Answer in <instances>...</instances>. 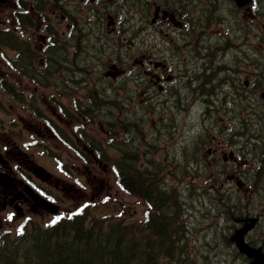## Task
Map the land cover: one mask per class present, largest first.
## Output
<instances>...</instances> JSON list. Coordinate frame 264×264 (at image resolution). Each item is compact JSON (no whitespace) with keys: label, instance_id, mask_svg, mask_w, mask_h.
<instances>
[{"label":"flooded vegetation","instance_id":"1","mask_svg":"<svg viewBox=\"0 0 264 264\" xmlns=\"http://www.w3.org/2000/svg\"><path fill=\"white\" fill-rule=\"evenodd\" d=\"M49 2L51 12H63L61 16L65 22L64 40L75 43L81 54L88 50L85 45L86 38L94 46L101 48L107 45L118 48L121 45V50L118 48L105 52L101 58L105 62L138 65L146 75L141 82L142 93L146 98H156L166 113L174 115L175 112L178 115L180 111H189L195 105L204 106L202 116H207L208 126L204 124L199 134L201 143L206 142L201 148H206L208 152L205 153V157L209 158L206 160L208 164L205 160L202 163L197 160L185 162L183 152L178 148V143L182 144V140H178L171 144V153L167 157L174 160V163L167 164L169 170L176 171L182 169L178 166L185 165L188 166L187 171H195L199 166H206L208 171H243L247 167V137L246 133L241 132L247 130V110L244 114L242 108L249 99L250 81L253 82L254 77L264 76V57L258 53L252 56L248 54V18L251 21L259 19L254 13V6L250 10H239L232 0ZM263 5V0H260L259 7ZM62 6L63 10L60 9ZM37 19L39 24L31 26V31L48 30L40 15ZM128 37L131 38L130 43H127ZM147 37L160 38L162 48L157 51L150 50L151 42ZM120 40L126 41V45L119 42ZM45 42L46 38L43 43ZM160 58L158 63L156 60ZM249 62L254 71L252 80L248 78ZM152 68L155 69L154 72ZM61 74L66 76L68 73L61 71ZM260 87L255 91L264 90L263 85ZM133 88L136 89L135 86ZM154 89L158 93L153 92ZM130 99L133 103L134 99ZM233 106L241 108L236 109L240 111L238 116L233 114L234 118L227 119L233 126L220 127L216 117L222 113L230 114L229 110H234ZM117 107L119 105H113V108ZM178 120H165L164 132H180L177 128ZM209 133L210 138L215 137L211 149L206 146L209 141L205 140ZM199 134L197 133L195 141ZM224 136L235 138L239 142L228 154L225 152L228 142H220ZM4 141L0 145V246L5 233L13 229L8 223L21 222L20 228L24 224L36 226L41 223L40 219L45 218L49 212L44 199L56 201L60 198L55 193L66 188L79 196L85 195L80 187L66 184L63 175H60L62 180L59 181L55 175L48 173L47 171L52 170L43 167L16 142L9 139ZM88 153L95 163L85 167L84 171H95V165L106 169L93 150ZM56 171L81 170L67 168ZM200 171L206 170L202 168ZM237 178L234 174L230 180Z\"/></svg>","mask_w":264,"mask_h":264},{"label":"trees","instance_id":"2","mask_svg":"<svg viewBox=\"0 0 264 264\" xmlns=\"http://www.w3.org/2000/svg\"><path fill=\"white\" fill-rule=\"evenodd\" d=\"M48 2L49 0L35 1L37 10L43 11ZM19 3L27 7L21 0ZM256 10L258 14H263L264 5L257 6ZM57 41L54 39L53 44L45 48V64L39 71L41 75H38L35 62L39 57L37 51L28 42H22L14 29L0 28V52L5 56V47L17 52L15 59L11 60L13 69H20L22 65L21 67L27 70L26 76L43 87L50 86V81L43 79L46 75L66 71L65 67L72 65L81 55L76 46L75 59L70 62L66 43L60 44ZM85 65L88 66L89 63ZM0 89L15 100H20L22 96L21 92L15 90L7 81H1ZM95 105L99 108L102 106L103 109L108 103L102 99L95 101ZM105 111L107 115H111L109 109ZM37 115L42 117L38 113ZM107 118L108 121L104 123L111 130L112 116ZM251 131L252 129H249V133ZM256 137L260 138L261 144H249L252 153L257 156L256 170L252 169L246 178L249 187L260 197L264 193V136L259 133ZM252 140L255 141V138ZM115 144L126 155L122 157L117 171L121 186L125 192L142 199L150 206L149 214H146L143 223L134 225L124 223L122 219L99 218L86 210L75 212L69 218H63L46 228L38 227L25 235L22 234L14 242L6 240L0 248V264H251L252 258L238 247L233 236L235 230L244 228L251 220L253 228L246 231L243 238L249 245L261 249L264 253V200L259 198L257 205L248 199L234 197L235 192L221 188L224 174L219 171L214 172L213 179L208 181L214 202L222 206L215 204V212L224 222L216 229L215 234L224 243L219 246L214 241L210 248L197 249L198 255L193 256L188 248L185 237L187 233L181 220L182 216L186 219V213L183 211L186 212L192 205L186 197L179 199L178 193L164 183L161 172L148 169L152 160L142 159L138 144L133 148L129 147L127 142L117 141ZM113 146L114 142L110 140L105 148ZM96 151L104 158L102 150ZM132 163L136 167L140 163L148 171H132ZM205 172L183 171L184 185L188 187L191 184L189 179L202 176ZM202 192L204 191L198 192L200 196ZM180 232L183 235H180ZM211 242L207 241L206 245ZM211 249L214 250L213 254Z\"/></svg>","mask_w":264,"mask_h":264},{"label":"rangeland","instance_id":"3","mask_svg":"<svg viewBox=\"0 0 264 264\" xmlns=\"http://www.w3.org/2000/svg\"><path fill=\"white\" fill-rule=\"evenodd\" d=\"M16 8L17 4L13 2V0H0V23L2 22V24L4 25L10 19V13L12 12V10ZM62 14L63 12H57V15ZM248 20V54L252 56L255 53H258V55L264 57V31L262 30V22H252L250 21L252 19L249 18ZM249 24L251 31L248 28ZM59 26L60 28H63L65 24L60 23ZM31 34L33 35L32 40L34 41V43L40 45L43 33L41 31H33ZM146 39L151 42L150 50L157 51L156 49H160L163 46V44L159 40L160 38L147 37ZM130 41V38H128L127 43H130ZM2 56L3 55L0 53V79H5L9 81L10 84L17 87V89L21 90L23 93V100L17 101L11 97L6 96L0 91V130L6 132L8 136L16 137L18 139L19 145L28 153L33 154L34 157L37 159V162H39L43 167L52 170L51 172L58 173L59 171H56V169L58 168H70L74 170H81L61 171L63 174L69 177L63 178L64 182L66 184L74 185L76 188H79L80 186H78L77 184H73V182H76V178H79V180H81V182L84 184L83 187H80V190L82 192H85V195L82 196H79L74 191H69L67 188L62 192H56L55 195L60 198V204L63 209L62 214L65 215L66 212H68L69 208L75 209L79 206L85 205L84 201L89 202V199L93 195L94 198L91 199V201L94 204L88 208V211L91 215L99 218L112 217L114 218V220L122 219L124 223L128 224H142L145 215L148 211V208L140 198L128 195L126 194V192L119 189L116 182V176L112 168L113 161L116 158L117 154H115L111 150H107L108 161L103 162L104 164H107V168L105 170L99 167L95 171H84V167L80 164V161L77 159V157L83 158L84 154L81 152V145L75 142L76 137L74 133L81 135V133L89 132L90 136L103 143L110 139L109 134L101 132V126L96 121L94 123L88 124L84 128L82 127L80 122L76 124L69 122L68 119L61 114V111L58 109L57 104L54 103L53 100H51L52 96L58 94L53 88H40L25 78L10 76L6 71L8 69L6 68V66H4ZM156 61L159 63V61H161V58ZM111 63L113 62L110 61L109 64L108 62L106 63L101 61V63H98L96 66L90 65V69H92V71L94 69L96 71H99L100 67H103V71H112L110 69ZM122 66L123 65H120L121 72L118 73L119 80L114 78L113 80L107 79V82L104 87H106L107 85L108 88L115 87V91H118L116 97L118 100H116L115 102H123L126 104L127 102L129 103L130 100V94L126 93L130 92L131 88L129 86L130 79H128V81H126L125 79L131 78V75L129 72V68L128 70L124 71ZM252 67V64L249 62L247 66L249 80H252L251 75L254 72ZM154 70L155 69L152 68L153 72ZM89 75L93 74L89 73ZM99 79H102V77H99ZM131 79L133 80V84H135V77H132ZM96 83V80L92 81L90 84L91 88H94ZM122 85H128V87L121 89L120 87H122ZM100 87L101 86L99 84V88ZM248 90L250 93V101L249 103L247 101V103L243 104L242 111L245 114V111L247 110V120H245V124L247 126V131L252 127V131L248 135H253L257 133L256 130L261 131L264 129V101L261 99L260 96L262 91H255L258 90V88L254 87V82L250 81V86L248 87ZM252 91L255 92L252 93ZM85 94L86 93L80 92V94H77L76 97L79 100L84 101L83 99ZM31 98L35 99L36 101L30 102L29 100H31ZM59 100L62 101L66 109H73L71 108V105H73V99L71 97H59ZM31 104H34L37 108H39L41 113H43L42 118L37 117L35 115V112L28 110V108H30L29 105ZM130 104L131 105H129V111L134 112L136 109L135 104ZM148 108L152 109L149 106ZM203 109L204 106L195 105L190 111H188V109L182 112L180 111L179 113H177L178 115H172L170 113H166L164 115L163 125H165V120L169 121L170 119H179V123L177 122V128L180 132H178L177 134L170 131L169 133L163 132L166 133L168 136H164L167 137L166 141H160V147H162V149L167 147L165 153H163V151L161 150V152H159L158 154V160H161V167H164V165H166L165 163L168 154L171 153L170 150L172 143H176L178 140H182V144L178 143V148L180 150H183L185 146H187V141L191 145L196 146L195 139H193V137H195L197 133L199 134V131L204 128V124L208 126L206 120L207 116H205V118H203L202 116ZM233 109L234 110H229L230 114L222 113L216 117L219 121L220 127H225L227 125L231 127L233 126L231 121H227V119L234 118V115L238 116L240 111L237 110L241 108L240 106H238L237 108L233 106ZM72 113H75L74 115L76 116L77 110L73 109ZM113 113L115 115L116 123L119 124L118 117H116L118 115L117 112ZM132 118L137 119L135 114H133ZM48 119H52L56 124L59 125V127H61L62 131L68 133L71 142L70 146L65 144L66 141H64L63 139L55 137L56 134L52 130L54 127L50 125ZM157 119H159V116H156L154 111L151 110L150 116L148 117L146 122V125H152L151 130L149 132H155L158 130L154 127V125L156 126ZM161 120L162 119L160 118V121ZM162 127L163 126L161 125L160 128ZM241 132L246 133L244 132V130H242ZM1 135L3 136V134ZM205 140L209 141L206 146H210L211 149L215 137L210 138L209 133L205 136ZM220 142L224 144L228 142L227 148L225 149V152L227 154L229 153L230 149H235L236 146L239 144V142H237L235 138L231 139L227 136L221 138ZM238 150L240 151V149ZM205 153L208 154L206 148L201 151L200 156L206 161L209 158L205 157ZM247 159L249 160L250 158L247 156ZM239 160L240 159H238V162ZM250 162L253 163V159H251ZM247 166L248 167L244 168L246 170L243 169V171H237V176L240 174H248L250 168L254 165ZM178 167H181L182 169H177L176 171H173L169 170L167 166L165 171L158 172H161V175H163L164 183L166 185H169L170 189H174L178 193L179 199H183V197H186V200L189 201L188 203L193 206L191 208H188L186 212L183 211V213H186V219H183L182 216L181 220L184 223V227L186 230L185 233H187L186 236H184L186 237V240L188 242V248L193 254V256H197V249L205 250L207 247L210 248V244L214 245V241L219 246L224 243L223 240L219 239L215 234L216 229H219L220 226L224 224V222L222 220V217L219 214H216L215 212V204L217 206L220 205L214 202L213 196L210 192L211 188L209 187L208 181L213 179L214 172L219 171H206L205 174L202 176L193 177L188 180V182H191V184L186 187L183 183V171H186V168L183 166ZM233 172L236 173V171H228V174L226 172L225 175L224 171V175L222 178L223 183L221 186L223 187V189L236 188L235 182L233 183L227 180V177L230 176V174H232ZM55 177L59 181L62 180V177L60 175H57ZM244 181L246 182L245 177ZM244 188H246V185L243 187V190ZM200 190L204 191L202 192L203 194L201 193V196L200 193H198ZM235 191L236 193L234 194V197L237 198H241V195L247 194L245 193V190L244 194L240 193L238 189H235ZM248 193L250 195L243 196V198L248 199L253 204H258L259 198L264 199V193L260 197H258V195L256 196L254 191ZM193 195L194 198H192ZM79 208L83 209L82 207ZM52 220H54V217L50 215L40 219V222L43 224H47ZM21 224L22 223L18 221H14V223H8V226L13 228L11 229L13 233L10 232L13 238L16 237L15 232L16 230L20 229L19 226ZM180 235L183 234L180 232ZM252 235L255 237L254 233ZM207 241L212 242L206 245ZM211 251V254H213L214 250L211 249ZM207 254H209L208 251Z\"/></svg>","mask_w":264,"mask_h":264},{"label":"water","instance_id":"4","mask_svg":"<svg viewBox=\"0 0 264 264\" xmlns=\"http://www.w3.org/2000/svg\"><path fill=\"white\" fill-rule=\"evenodd\" d=\"M233 1L235 2L236 6L239 9H248L253 2V0H233ZM49 205L52 206L51 204ZM53 212H56V209H53ZM239 244L241 248L245 249L246 252L255 259L256 264H264V255L261 253L260 250L254 249L249 246H242L240 241Z\"/></svg>","mask_w":264,"mask_h":264}]
</instances>
